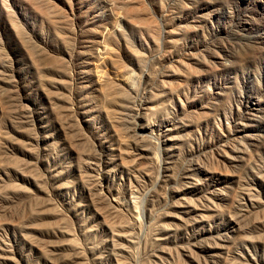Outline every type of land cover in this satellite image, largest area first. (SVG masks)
<instances>
[{"label": "rangeland", "instance_id": "1", "mask_svg": "<svg viewBox=\"0 0 264 264\" xmlns=\"http://www.w3.org/2000/svg\"><path fill=\"white\" fill-rule=\"evenodd\" d=\"M0 264H264V0H0Z\"/></svg>", "mask_w": 264, "mask_h": 264}]
</instances>
